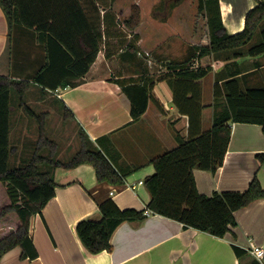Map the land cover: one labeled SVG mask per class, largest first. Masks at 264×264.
<instances>
[{"label":"crops","instance_id":"crops-1","mask_svg":"<svg viewBox=\"0 0 264 264\" xmlns=\"http://www.w3.org/2000/svg\"><path fill=\"white\" fill-rule=\"evenodd\" d=\"M257 2L219 0L222 21L229 34L244 29L246 15ZM83 3L87 13L88 6L91 12H96L95 16L88 15L102 35L97 58L83 77L72 79L78 83L76 86L59 87L54 91L47 89L49 94L38 99L43 101L46 96H57L60 105L70 109L69 117L76 123L79 136L83 130L116 168L135 169L125 177L126 183L111 185L99 183L96 170L89 163L69 169L56 168L53 173L57 183L56 195L30 222L29 232L38 257L22 258V248L16 246L3 255L0 264H264V260L260 261L247 249L250 239L264 247V199L236 210L237 225L223 237L192 227L185 228L183 223L153 212L141 221L122 222L112 234L111 250L92 253L84 246L76 232L77 223L84 218L100 219L98 202L108 197L122 209L147 208L151 196L145 184L139 183L131 189L127 183H138L155 172L151 160L178 146L176 131L187 137L188 116L180 114L170 82L163 77L167 65L163 68L156 64L160 60H178L182 52L175 51L174 46L189 40L181 31L157 32L155 23L152 27L154 33L149 31L151 36L147 42L142 22L136 28H129L125 21L120 24L119 16L115 17L109 8L100 7L96 0ZM158 22L160 25L164 23ZM173 36L178 40L175 45L171 42ZM146 43L149 57L145 58L141 49H145ZM205 58L207 56L198 59L203 62L202 66L210 63L209 58L207 62ZM47 60L46 45L39 40L38 32L22 25L10 30L0 5V75L29 82L27 80L31 81ZM233 60L242 71L238 78L244 89L264 86V53ZM233 60H214L212 70L200 80L204 131L213 123L214 84L224 81L233 67L228 64ZM210 74L212 79L206 82ZM133 85L151 86L146 111L136 120L132 118L131 98L125 90ZM23 87L26 91L32 88L31 83L23 84ZM25 105L28 106L24 101L21 106L25 114L33 116L25 111ZM31 110L42 115L46 131L51 109ZM24 112L21 110L17 116L25 117ZM231 127L228 149L218 170L194 169L196 185L202 194L244 191L255 176L264 187L263 125L233 122ZM14 128H18L16 124L12 130ZM12 133L18 136V129ZM112 188L116 190L114 195H110ZM235 245L246 250L241 257L237 255Z\"/></svg>","mask_w":264,"mask_h":264},{"label":"trees","instance_id":"trees-1","mask_svg":"<svg viewBox=\"0 0 264 264\" xmlns=\"http://www.w3.org/2000/svg\"><path fill=\"white\" fill-rule=\"evenodd\" d=\"M10 30L17 25L35 29L46 45L48 60L31 78L43 88L52 91L59 87L76 86L72 81L83 77L91 68L100 50L101 33L93 26L82 0H0ZM199 8L208 13L210 42L200 47L198 56L171 60L163 77L173 89L174 103L180 114L188 116V134L175 132L178 146L154 157L155 172L147 176L144 184L150 193L147 208L152 212L195 228L223 237L237 225L235 211L264 199V187L254 177L244 191H216L208 196L199 192L194 169L216 172L224 161L231 138V123H256L264 130V86H241L238 75L242 72L236 60L243 56L264 53V0H258L247 15L241 32L229 34L222 21L219 0H199ZM141 10L133 6L131 17L125 20L129 28L141 23ZM259 30V40L250 44ZM197 52V51H196ZM232 58L230 72L222 83L213 87L215 111L209 130L202 129L201 83L212 66L194 67L206 56L221 60ZM235 62V63H234ZM235 65L237 67H235ZM11 76L0 75V260L16 246L22 248V258L35 259L38 251L30 235V222L56 195L54 169L75 168L83 163L92 164L99 183L121 185L134 169L116 168L106 153L86 133L80 132V147L68 160L59 157V144L45 131L42 115L25 105V111L40 120V134L30 160L11 167L9 159L17 152L10 143V96L13 88L21 98L23 84ZM150 85L125 87L131 98V115L139 119L146 111ZM24 101L22 100V105ZM66 116L71 114L65 105ZM99 140V139H98ZM97 140V141H98ZM43 166L50 167L44 169ZM100 219L84 218L76 225V232L84 246L92 253L111 250V237L124 221H141L145 209L120 208L108 197L98 202ZM242 256L246 250L235 245Z\"/></svg>","mask_w":264,"mask_h":264},{"label":"rangeland","instance_id":"rangeland-1","mask_svg":"<svg viewBox=\"0 0 264 264\" xmlns=\"http://www.w3.org/2000/svg\"><path fill=\"white\" fill-rule=\"evenodd\" d=\"M86 1V0H83ZM98 5L102 8H109L118 17V21L123 25V22L131 17L133 6H139L141 10V22L143 23V33L146 35L147 42L150 41L149 31L154 33L152 28L156 23L155 29L157 32L164 34L170 30V32L181 31L183 32L189 41H185L183 45L175 43L178 41L176 36H173L171 42L175 45L174 50L182 52V55L177 59H183L187 56H198L200 47L210 42V30L208 24V13L205 10L199 8V0H96ZM87 5V2H84ZM102 9L100 8V11ZM88 13L91 16H95L96 12H91L90 6H88ZM158 21L164 22L162 25ZM166 23V25H165ZM259 30L256 32L253 40L250 44H254L259 40ZM16 29L14 30V34ZM163 37H165L163 35ZM180 38V37H179ZM186 44V45H185ZM187 46V47H186ZM15 47V44H13ZM183 47V48H182ZM144 50L141 49L143 57H149L147 49V43L144 46ZM197 51V52H196ZM177 55L176 53H173ZM221 60L225 57V54H220ZM209 58L210 63L205 66L214 65V56H207L204 59L207 62ZM174 61V60H173ZM208 61V62H209ZM216 61V60H215ZM170 61L165 62L160 60L157 62V67H163ZM199 62V63H197ZM203 62L196 61V66H202ZM33 78V77H32ZM212 79V75H208L206 82ZM32 88L24 93L21 98L18 90L13 88L10 96V104L12 106L10 113V143L17 146V152L12 154L9 159V165L11 167L21 166L27 163L36 147V142L40 134V120L37 117L28 116L25 114L24 109L21 106L22 100L27 105L36 111H43L46 107H49L52 111V115L46 120V134L54 139L59 144V157L63 160L70 159L80 147L79 134L77 132L76 123L69 115L66 116V112L63 106H61L60 99L57 96L45 97L43 101H40L38 97L41 95L49 94L47 88H43L42 85L37 84L31 80ZM35 94V96L33 95ZM45 107V108H44ZM21 110H23L25 117L20 118L17 116ZM16 124L18 127V133L14 136L13 131L17 129L13 126ZM27 130L26 133L24 130ZM44 169H49L48 166H43ZM55 171V169L53 170Z\"/></svg>","mask_w":264,"mask_h":264},{"label":"built area","instance_id":"built-area-1","mask_svg":"<svg viewBox=\"0 0 264 264\" xmlns=\"http://www.w3.org/2000/svg\"><path fill=\"white\" fill-rule=\"evenodd\" d=\"M194 67H198V66L194 65ZM139 183L143 184L144 180H139L138 183L136 182L127 183V186L131 189H135L136 185ZM115 191H116L115 188H112L110 190V195H114ZM144 213L145 215H150L153 212L150 209H145ZM247 249L253 256L258 258L260 261L264 260V247L255 243L253 239H250L249 246Z\"/></svg>","mask_w":264,"mask_h":264}]
</instances>
